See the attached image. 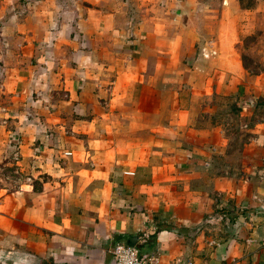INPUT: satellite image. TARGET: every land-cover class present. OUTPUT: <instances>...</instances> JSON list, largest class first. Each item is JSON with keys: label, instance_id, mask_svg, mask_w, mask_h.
Returning a JSON list of instances; mask_svg holds the SVG:
<instances>
[{"label": "crops", "instance_id": "0c3cea01", "mask_svg": "<svg viewBox=\"0 0 264 264\" xmlns=\"http://www.w3.org/2000/svg\"><path fill=\"white\" fill-rule=\"evenodd\" d=\"M210 3L0 0L17 179L0 186V264H112L134 235L159 264H264V77L244 75L234 30H201ZM229 93L249 115L232 170L210 119Z\"/></svg>", "mask_w": 264, "mask_h": 264}, {"label": "rangeland", "instance_id": "374dc122", "mask_svg": "<svg viewBox=\"0 0 264 264\" xmlns=\"http://www.w3.org/2000/svg\"><path fill=\"white\" fill-rule=\"evenodd\" d=\"M210 1L212 2L210 3L212 7L216 6L215 16H212V12L206 10V6L202 5V10L200 9L201 19L197 20L201 30H222V23H224L225 30H234L232 36L244 75H260L264 77V0ZM222 2L225 7L224 13L221 10ZM207 12L210 15L204 16ZM221 13L224 14V20ZM211 37L216 38L215 34ZM202 40L204 41L205 39L202 38ZM236 98L234 94L229 93L224 98L218 100L213 98L210 100L214 107L218 105L217 114L214 111L210 119L212 121L219 120L224 124L226 128L225 136L228 138L227 145L224 147V154L218 157L224 156V160L221 163L223 167L230 170L233 168L237 169L240 165H246L244 164L246 163L243 155L244 151L242 145H240L239 125L247 121L249 115L245 109L247 104L238 101ZM261 98L263 97H260L259 101L264 103ZM211 151L216 154L213 148H211ZM216 166L219 167L218 165ZM12 168L10 164L0 161L1 187L10 188L16 184L17 179L8 177Z\"/></svg>", "mask_w": 264, "mask_h": 264}, {"label": "built area", "instance_id": "2783aa9c", "mask_svg": "<svg viewBox=\"0 0 264 264\" xmlns=\"http://www.w3.org/2000/svg\"><path fill=\"white\" fill-rule=\"evenodd\" d=\"M66 154H70L71 151H66ZM132 173V171H127ZM145 237L141 241H145ZM112 264H159L158 257L156 255H150L148 253H141L137 243L131 244L129 242H117L111 249ZM190 263V261H189Z\"/></svg>", "mask_w": 264, "mask_h": 264}, {"label": "water", "instance_id": "95a60500", "mask_svg": "<svg viewBox=\"0 0 264 264\" xmlns=\"http://www.w3.org/2000/svg\"><path fill=\"white\" fill-rule=\"evenodd\" d=\"M137 238H138V236H136V235L132 236V238H131V240L129 241V243H131V244H135Z\"/></svg>", "mask_w": 264, "mask_h": 264}]
</instances>
